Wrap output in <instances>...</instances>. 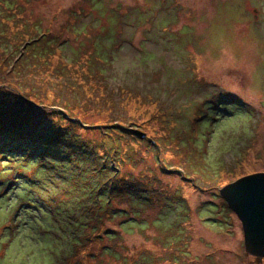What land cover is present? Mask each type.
I'll list each match as a JSON object with an SVG mask.
<instances>
[{
    "label": "rangeland",
    "instance_id": "374dc122",
    "mask_svg": "<svg viewBox=\"0 0 264 264\" xmlns=\"http://www.w3.org/2000/svg\"><path fill=\"white\" fill-rule=\"evenodd\" d=\"M261 100L264 0H0V103L56 136L0 152V264H264L218 191Z\"/></svg>",
    "mask_w": 264,
    "mask_h": 264
},
{
    "label": "water",
    "instance_id": "95a60500",
    "mask_svg": "<svg viewBox=\"0 0 264 264\" xmlns=\"http://www.w3.org/2000/svg\"><path fill=\"white\" fill-rule=\"evenodd\" d=\"M260 105L264 108V100ZM218 191L241 222L246 254L261 262L264 258V172L242 176Z\"/></svg>",
    "mask_w": 264,
    "mask_h": 264
},
{
    "label": "trees",
    "instance_id": "16d2710c",
    "mask_svg": "<svg viewBox=\"0 0 264 264\" xmlns=\"http://www.w3.org/2000/svg\"><path fill=\"white\" fill-rule=\"evenodd\" d=\"M16 106L17 105L9 106L8 102L0 103V152L4 153L6 151L10 154L24 152L26 155L29 153L35 155L48 152L51 146H53L56 136H53L50 139L48 138L46 141L40 143L39 138H37L40 130L39 128H35V121H38L34 113L36 108L33 107L35 106L31 104L26 106L25 102H23V107L20 109H15ZM54 111H47L45 114H52ZM56 113L58 112L55 111V114ZM42 114L44 113L42 112ZM54 131L58 132L59 130L55 128ZM12 142L15 143L12 144ZM116 185L118 188L116 190V196L117 198H121L122 195H125L129 190H131L133 184L129 181V178H125L123 185H119L118 183H116ZM113 189H115V187H113ZM110 209H112V207ZM101 215L105 216L109 214L104 212V214L101 213ZM122 220H125V218H122ZM103 226L99 227L93 235H98ZM94 239L90 238L87 243L90 244V242Z\"/></svg>",
    "mask_w": 264,
    "mask_h": 264
}]
</instances>
